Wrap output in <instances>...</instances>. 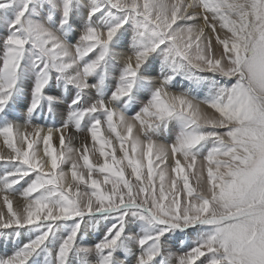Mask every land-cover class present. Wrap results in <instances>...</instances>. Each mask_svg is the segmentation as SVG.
<instances>
[{
	"label": "snow or ice",
	"instance_id": "1",
	"mask_svg": "<svg viewBox=\"0 0 264 264\" xmlns=\"http://www.w3.org/2000/svg\"><path fill=\"white\" fill-rule=\"evenodd\" d=\"M0 140V264H264V0H0Z\"/></svg>",
	"mask_w": 264,
	"mask_h": 264
},
{
	"label": "rangeland",
	"instance_id": "2",
	"mask_svg": "<svg viewBox=\"0 0 264 264\" xmlns=\"http://www.w3.org/2000/svg\"><path fill=\"white\" fill-rule=\"evenodd\" d=\"M130 49H131V37L129 36V38H128V44H127V47H125V48H123V49H118V51H122V52H124V53H126V54H131L130 53ZM155 71L156 70H158V69H160V66H159V63H156L155 64ZM155 71H151L150 70V72H151V74L154 76V77H156L157 79H159L160 78V76L158 75V74H156L155 73ZM183 82H187V81H183ZM187 84V83H186ZM183 90H185V88H182V87H180V86H178V87H175V88H172L171 89V91L172 92H174V93H179V92H181V91H183ZM203 95H206V92L204 93V94H201L200 95V98L201 99H203ZM66 110V109H65ZM174 135H175V133H173V138H174ZM0 147H2L1 146V142H0ZM118 147V146H117ZM3 150H6V149H3ZM117 155L119 156L120 155V153H119V151H117ZM93 159L95 160L96 159V157H93ZM102 162V161H101ZM101 233L98 231V232H93V233H91L89 236H88V243H95L96 242V240L99 238V235H100ZM21 239L23 240V239H26V237H21ZM196 239V234H192L191 236H189V237H180L179 239H173V240H171L169 243H168V245H167V250L168 251H171L173 254H178L183 248H184V245L183 244H181L180 243V240H184V241H186V242H191L192 240H195ZM176 243V244H175ZM178 243V244H177ZM8 245L10 244V243H7ZM12 244V248H13V243H11ZM10 246V245H9ZM9 249H11V246H10V248ZM14 251V250H13ZM12 252V251H11ZM11 252L9 253V254H11ZM8 254V253H7ZM0 255H4V254H2V253H0ZM174 260H175V255L173 256V264H174Z\"/></svg>",
	"mask_w": 264,
	"mask_h": 264
},
{
	"label": "bare ground",
	"instance_id": "3",
	"mask_svg": "<svg viewBox=\"0 0 264 264\" xmlns=\"http://www.w3.org/2000/svg\"><path fill=\"white\" fill-rule=\"evenodd\" d=\"M159 71H160V69L156 70L155 73L159 75ZM176 83H177L176 87H178V86L181 87V84H183L185 86V88H186V85H187L186 83L187 82H183L180 78H177V82ZM57 112L66 114L65 108H59V109H57ZM55 119H56V122L58 123L59 120H60V116H57ZM38 122L43 123V121H38ZM49 122H51V121H49ZM0 142H1V146H2V147H0V154H6V150H3L4 147L2 145V140H0ZM97 156H98V153H97ZM101 161H102V158H101ZM3 166H4V161L0 160V174H2V172H3ZM14 207H15V204H14ZM9 245L11 246V249H9L10 248ZM9 245L7 243L0 242V253H2V254H7L8 253L9 254L11 251H13L14 250V246L12 248V244L10 243ZM166 248H167V245H166Z\"/></svg>",
	"mask_w": 264,
	"mask_h": 264
}]
</instances>
